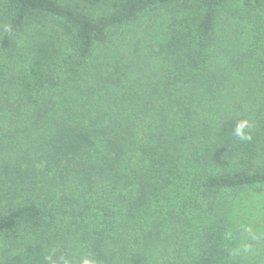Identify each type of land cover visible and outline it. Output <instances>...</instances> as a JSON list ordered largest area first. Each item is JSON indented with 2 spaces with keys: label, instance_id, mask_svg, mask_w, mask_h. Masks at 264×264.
I'll return each instance as SVG.
<instances>
[{
  "label": "trees",
  "instance_id": "16d2710c",
  "mask_svg": "<svg viewBox=\"0 0 264 264\" xmlns=\"http://www.w3.org/2000/svg\"><path fill=\"white\" fill-rule=\"evenodd\" d=\"M264 186V0H0V264H238Z\"/></svg>",
  "mask_w": 264,
  "mask_h": 264
},
{
  "label": "rangeland",
  "instance_id": "374dc122",
  "mask_svg": "<svg viewBox=\"0 0 264 264\" xmlns=\"http://www.w3.org/2000/svg\"><path fill=\"white\" fill-rule=\"evenodd\" d=\"M228 214L238 264H264V186L238 193Z\"/></svg>",
  "mask_w": 264,
  "mask_h": 264
}]
</instances>
